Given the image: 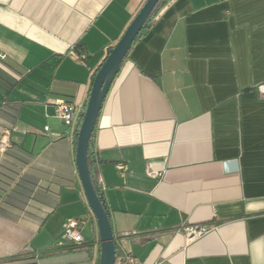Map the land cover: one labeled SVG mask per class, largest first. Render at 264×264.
<instances>
[{
    "label": "crops",
    "instance_id": "obj_1",
    "mask_svg": "<svg viewBox=\"0 0 264 264\" xmlns=\"http://www.w3.org/2000/svg\"><path fill=\"white\" fill-rule=\"evenodd\" d=\"M145 2L0 0V137L11 132L0 153V264H99L76 163L80 119L65 124L56 102L85 111L94 74ZM262 84L264 0H169L134 42L91 160L116 247L136 264H264ZM83 215L84 244L58 246L64 221ZM196 225L210 230L189 241Z\"/></svg>",
    "mask_w": 264,
    "mask_h": 264
},
{
    "label": "water",
    "instance_id": "obj_2",
    "mask_svg": "<svg viewBox=\"0 0 264 264\" xmlns=\"http://www.w3.org/2000/svg\"><path fill=\"white\" fill-rule=\"evenodd\" d=\"M159 1L146 0L103 61L94 78L86 104L85 114L78 131L76 163L85 196L98 224L101 239L99 264H114L117 256V247L110 214L99 196L92 179L89 166L90 140L95 131L102 105L110 90L111 84L135 39Z\"/></svg>",
    "mask_w": 264,
    "mask_h": 264
},
{
    "label": "built area",
    "instance_id": "obj_3",
    "mask_svg": "<svg viewBox=\"0 0 264 264\" xmlns=\"http://www.w3.org/2000/svg\"><path fill=\"white\" fill-rule=\"evenodd\" d=\"M71 55L81 61H86V54L80 53L72 48ZM5 57V54L0 52V60ZM260 90H264V84H262ZM57 111L56 116L62 120L67 125H74L78 123L80 116L82 115L83 104L79 100L68 101L61 99L56 102ZM49 126H46L48 129ZM10 130L5 129L0 137V153L6 152L11 147L10 141ZM118 170L123 174L127 170V165L125 163L117 164ZM149 175L156 176L157 172L148 171ZM88 219L87 215H83L77 218H68L63 223V229L61 233L60 240L58 241V246H65L67 244H83L85 242L84 235L82 233V226L86 223ZM210 228L206 225H196L187 227V238L192 241L205 235ZM137 259L134 255L124 250V248H117V256L114 264H136Z\"/></svg>",
    "mask_w": 264,
    "mask_h": 264
},
{
    "label": "trees",
    "instance_id": "obj_4",
    "mask_svg": "<svg viewBox=\"0 0 264 264\" xmlns=\"http://www.w3.org/2000/svg\"><path fill=\"white\" fill-rule=\"evenodd\" d=\"M169 0H160L159 2H158V4L156 5V7L154 8V10H153V12H152V14H151V16L149 17V19L146 21V23L144 24V26H143V28L141 29V31H140V33L138 34V36H137V38L135 39V41H137L146 31H147V29L149 28V26H150V23H151V21H152V19H153V17L158 13V11L168 2ZM134 41V42H135ZM134 44V43H133ZM75 48H76V50L77 51H82L83 50V48H82V45H81V43H78V44H76V46H75ZM113 49V47L112 48H110V51H109V53L111 52V50ZM80 53H82V52H80ZM99 70V69H98ZM98 70H97V72H98ZM97 72L94 74V78H95V76H96V74H97ZM85 109H86V107H85ZM84 114H85V111L84 112H82V115L80 116V121H79V127H80V125H81V123H82V120H83V117H84ZM79 127H78V129H77V133H76V136L78 137V131H79ZM94 133H95V131H94ZM94 133H93V135H92V138H91V140H90V148H89V166H90V170H91V174H92V179H93V182H94V185H95V188H96V190H97V192H98V194H99V196L101 197V199H102V201H103V203H104V205H105V207L107 208V210H108V207H107V205H106V202H105V198H104V196H103V193H102V191H101V189L99 188V185H98V182H97V177H96V175H95V172H94V169H93V166H92V160H91V152H92V146H93V140H94ZM77 140V139H76ZM11 148V147H10ZM9 148V149H10ZM8 149V150H9ZM7 150V151H8ZM19 188V186H15V189H18ZM24 194L25 195H27V191H24ZM28 197V195L27 196H25V198H27ZM8 200H9V198H8ZM84 244V243H83ZM83 244H71V245H68V246H66V247H68L70 250L72 249H76V248H78V247H80L81 245H83ZM65 246H63V247H65ZM29 259H31V258H29ZM28 261H30V262H32V260H28Z\"/></svg>",
    "mask_w": 264,
    "mask_h": 264
},
{
    "label": "rangeland",
    "instance_id": "obj_5",
    "mask_svg": "<svg viewBox=\"0 0 264 264\" xmlns=\"http://www.w3.org/2000/svg\"><path fill=\"white\" fill-rule=\"evenodd\" d=\"M27 260V259H26Z\"/></svg>",
    "mask_w": 264,
    "mask_h": 264
}]
</instances>
